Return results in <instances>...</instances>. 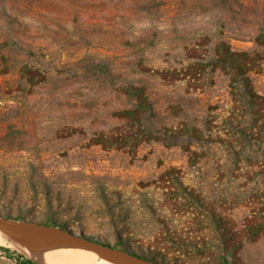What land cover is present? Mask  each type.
<instances>
[{
    "label": "rangeland",
    "instance_id": "1",
    "mask_svg": "<svg viewBox=\"0 0 264 264\" xmlns=\"http://www.w3.org/2000/svg\"><path fill=\"white\" fill-rule=\"evenodd\" d=\"M145 1L154 5L149 13L139 0H33L41 12L42 22L30 21L41 64L64 68L23 92L13 91L14 71L0 75V214L21 227L16 235L0 229V245L39 264L33 256L49 258L62 240L119 264L134 262L136 256L114 246L117 239L162 264H264L263 153L255 145L257 157H247L251 150L236 144L237 155L223 140L232 105L226 76L217 70L194 91L185 82L133 75L142 78L165 123L184 113L212 139L195 154L154 140L129 151L91 144L93 131L119 125L112 110L127 100L75 68L80 59L104 56L130 68L141 54L144 65L166 67L211 29L222 31L234 49L264 52V43L254 42L264 34V0H227L228 13L223 7L201 13L179 0ZM14 3L18 12L26 8L24 0ZM136 37L146 41L137 44ZM251 79L264 96V67ZM48 218L60 225L55 232L41 229ZM0 264L17 263L0 255Z\"/></svg>",
    "mask_w": 264,
    "mask_h": 264
},
{
    "label": "trees",
    "instance_id": "2",
    "mask_svg": "<svg viewBox=\"0 0 264 264\" xmlns=\"http://www.w3.org/2000/svg\"><path fill=\"white\" fill-rule=\"evenodd\" d=\"M15 1L0 0V75L14 71L18 76V86L13 91L23 92L25 89L31 91L33 87L44 83L52 71H63L64 66H55L53 69L42 66L40 48L34 40L35 31H32L34 27L31 26L33 22L40 21L38 15L41 12L37 15L39 10L32 5L33 0H24L26 8L23 9L25 6H21L19 8L21 12H18L15 10L18 7ZM139 1L144 4L143 11L147 13L152 11L153 4L145 0ZM179 1L190 2L191 7H199L201 13L207 10L212 12L215 7H223L227 9V13L231 9V3L227 0H214L209 5L201 3L200 0ZM29 12H33L32 15H37V18L25 14ZM109 27L112 29V26ZM135 39L137 44L146 41V38L142 37ZM125 42H129V39ZM254 42L262 45L264 34H258ZM263 53L255 49H234L222 31L217 33L211 29L196 35L195 40L184 47L180 60H175L174 63L162 68L153 69L144 65L141 60L143 54L130 68L116 66L109 56L78 60L75 68L81 75L101 78L109 86L119 90L127 100L126 105L112 110V115L120 121L119 125L110 130L93 131L90 137L91 144L102 148H126L134 151L141 143L154 140L167 146L180 145L189 153L195 154L196 148L203 146L212 139V136L204 137L200 126L187 119L184 113L178 121L165 123L149 98L146 84L142 78L133 75L156 76L166 83L185 82L193 85L192 90L195 91L205 84L211 74L219 70L227 78L232 102L231 111L223 120L228 128L226 134L228 138L223 140L228 141L230 150L237 155L241 151L234 148L236 144L240 148H249L253 156L248 154L247 157L251 158L257 157L252 150L256 145L262 150L261 165L264 169V146L261 148V144L264 143V96L255 90L251 79V73L263 71ZM1 92L4 91L0 85ZM40 224L51 228L60 227L52 218ZM114 246L121 247L122 251L152 264H162L149 256V251L147 255H136L134 251L124 246L120 239H117ZM0 255L17 264H39L34 259L3 245H0ZM220 258L227 263L226 256L221 255Z\"/></svg>",
    "mask_w": 264,
    "mask_h": 264
},
{
    "label": "bare ground",
    "instance_id": "3",
    "mask_svg": "<svg viewBox=\"0 0 264 264\" xmlns=\"http://www.w3.org/2000/svg\"><path fill=\"white\" fill-rule=\"evenodd\" d=\"M41 229H44V228H41ZM45 230H47V229H45ZM51 232H53V231H51ZM67 241H65V240L63 241L62 240V241H60L58 243L57 242L54 243L53 248L51 249V251L48 252L49 253L48 256L53 258V260L50 257L47 258L46 256L45 257H40L41 254L37 255V256L34 255L33 257H36V259L39 262H41L42 264H60V260H63V262H65V261H67V262L70 261L71 262V259L73 261L77 260L75 263L73 262L74 264H119L116 261L114 262L111 259L108 260L106 258H101V256L99 257V254L97 252L86 251V249L85 250L84 249H80L81 246H80V248H78V247H76L77 246L76 245L75 248H73L71 243L67 242ZM3 243H5V238L0 233V244H3ZM35 254H37V253H35ZM97 257H99L101 259L97 260ZM55 260H57V261H55ZM126 264H146V263H144L143 261H139V260L135 259L134 262H127L126 261Z\"/></svg>",
    "mask_w": 264,
    "mask_h": 264
},
{
    "label": "water",
    "instance_id": "4",
    "mask_svg": "<svg viewBox=\"0 0 264 264\" xmlns=\"http://www.w3.org/2000/svg\"><path fill=\"white\" fill-rule=\"evenodd\" d=\"M42 228H45L47 230H51V231H55V228H51V227H47V226H43V225H40ZM0 229L5 231V232H8L10 234H18L20 231H21V227L17 226L14 222V220L11 218V217H5L3 215L0 214ZM59 231V230H57ZM95 246H97L98 248H101V249H106V250H109L111 252H114V253H118L119 251L116 250V249H110L102 244H97V243H94ZM137 260L139 261H143L144 263L146 264H152L150 262H147L145 260H142L140 258H137Z\"/></svg>",
    "mask_w": 264,
    "mask_h": 264
}]
</instances>
